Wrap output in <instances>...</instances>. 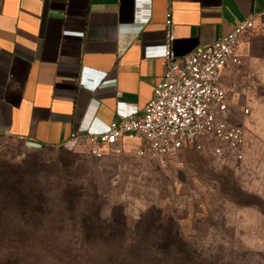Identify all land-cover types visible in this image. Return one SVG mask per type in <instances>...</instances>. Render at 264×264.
Returning a JSON list of instances; mask_svg holds the SVG:
<instances>
[{"label": "crops", "instance_id": "0c3cea01", "mask_svg": "<svg viewBox=\"0 0 264 264\" xmlns=\"http://www.w3.org/2000/svg\"><path fill=\"white\" fill-rule=\"evenodd\" d=\"M169 11L176 56L254 17L236 73H223L241 81L239 104L249 102L264 73V0H0V134L62 147L77 127L142 111L164 73L145 47L165 41Z\"/></svg>", "mask_w": 264, "mask_h": 264}, {"label": "rangeland", "instance_id": "374dc122", "mask_svg": "<svg viewBox=\"0 0 264 264\" xmlns=\"http://www.w3.org/2000/svg\"><path fill=\"white\" fill-rule=\"evenodd\" d=\"M262 74L243 106L249 113L229 115L246 130L243 161L187 146L159 162L140 157L136 139L95 158L0 134V217H103L112 226L127 217L142 233L178 230L179 264H264Z\"/></svg>", "mask_w": 264, "mask_h": 264}, {"label": "built area", "instance_id": "2783aa9c", "mask_svg": "<svg viewBox=\"0 0 264 264\" xmlns=\"http://www.w3.org/2000/svg\"><path fill=\"white\" fill-rule=\"evenodd\" d=\"M166 25L165 41L145 47L146 57L158 58L164 66L163 77L145 108L118 109V119L100 128H94V121L84 131L77 127L65 148L101 158L122 150L127 140L136 139L138 155H149L159 162L187 146L202 151L210 147L216 156L243 161L246 130L237 122L229 124V115L239 109L246 114L250 110L239 104L241 81L236 76L227 82L223 73H236L241 63L240 44L252 33L254 17L186 56H176L172 51L175 35L171 11ZM104 76L102 73L101 78Z\"/></svg>", "mask_w": 264, "mask_h": 264}, {"label": "trees", "instance_id": "16d2710c", "mask_svg": "<svg viewBox=\"0 0 264 264\" xmlns=\"http://www.w3.org/2000/svg\"><path fill=\"white\" fill-rule=\"evenodd\" d=\"M179 242L176 229L142 233L127 217L117 226L103 217H0V256L16 264H179Z\"/></svg>", "mask_w": 264, "mask_h": 264}]
</instances>
